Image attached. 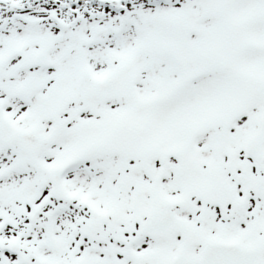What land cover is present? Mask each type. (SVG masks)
I'll return each mask as SVG.
<instances>
[{
  "label": "snow or ice",
  "instance_id": "obj_1",
  "mask_svg": "<svg viewBox=\"0 0 264 264\" xmlns=\"http://www.w3.org/2000/svg\"><path fill=\"white\" fill-rule=\"evenodd\" d=\"M0 264H264V0H0Z\"/></svg>",
  "mask_w": 264,
  "mask_h": 264
}]
</instances>
